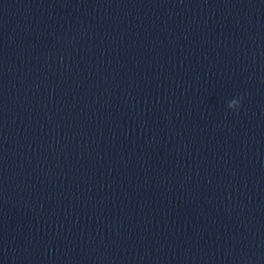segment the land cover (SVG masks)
I'll list each match as a JSON object with an SVG mask.
<instances>
[{
    "label": "clouds",
    "instance_id": "obj_1",
    "mask_svg": "<svg viewBox=\"0 0 264 264\" xmlns=\"http://www.w3.org/2000/svg\"><path fill=\"white\" fill-rule=\"evenodd\" d=\"M241 99H233V100H231L230 103L228 104V108L229 109H233L234 108V110L238 112L239 109H240V106H241Z\"/></svg>",
    "mask_w": 264,
    "mask_h": 264
}]
</instances>
